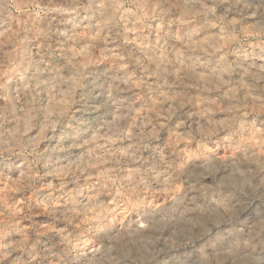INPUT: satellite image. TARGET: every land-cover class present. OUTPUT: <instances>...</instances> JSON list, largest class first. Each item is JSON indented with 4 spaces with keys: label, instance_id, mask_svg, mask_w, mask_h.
<instances>
[{
    "label": "clouds",
    "instance_id": "9594fccd",
    "mask_svg": "<svg viewBox=\"0 0 264 264\" xmlns=\"http://www.w3.org/2000/svg\"><path fill=\"white\" fill-rule=\"evenodd\" d=\"M0 264H264V0H0Z\"/></svg>",
    "mask_w": 264,
    "mask_h": 264
}]
</instances>
